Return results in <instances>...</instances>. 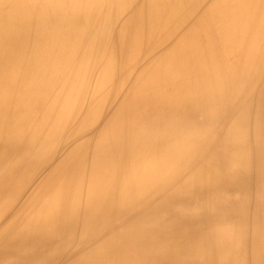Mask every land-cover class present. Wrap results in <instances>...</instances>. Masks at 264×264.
Segmentation results:
<instances>
[{
    "label": "bare ground",
    "instance_id": "6f19581e",
    "mask_svg": "<svg viewBox=\"0 0 264 264\" xmlns=\"http://www.w3.org/2000/svg\"><path fill=\"white\" fill-rule=\"evenodd\" d=\"M0 264H264V0H0Z\"/></svg>",
    "mask_w": 264,
    "mask_h": 264
}]
</instances>
